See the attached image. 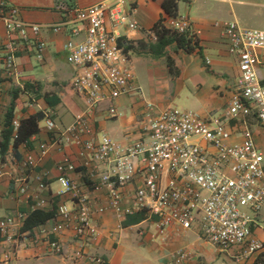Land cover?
<instances>
[{
	"label": "built area",
	"instance_id": "1",
	"mask_svg": "<svg viewBox=\"0 0 264 264\" xmlns=\"http://www.w3.org/2000/svg\"><path fill=\"white\" fill-rule=\"evenodd\" d=\"M126 1L110 0L83 8L70 6L71 0H57L63 19L42 25L25 21L18 7L0 0V22L8 39L2 53L4 75L14 78L18 74L17 40L37 39L43 29L58 33L70 27L71 39L65 45L75 71L70 83L83 95L87 108L62 129L56 128L51 117L45 119V125L60 141L81 146L88 175L94 178L99 174L100 183L109 189L112 210L121 217L145 209L157 217L160 232L170 226L190 229L196 224L202 239L222 252L234 249L236 260L263 252L264 239L255 235L254 227L259 225V213L264 210V152L244 122L254 116L264 130V54H260L264 50V28H245L237 21L222 24L229 51L239 57L240 70L228 119L205 118L171 105L155 111L153 103L146 102L143 138L120 142L106 132L98 134L89 117L104 101L110 102L108 116L116 117L119 111L114 101L118 97L142 93L130 54L125 50L127 39L119 33L122 27L140 29L139 24L129 20ZM164 25L178 33L198 34L190 30L183 17H168ZM83 31L84 38L75 40ZM45 46L44 41L36 40L38 58H42ZM230 120L243 125L233 126ZM14 125H18L17 119ZM101 164L108 166L105 171H99ZM76 167L69 159L57 164L62 190L73 192L76 198L75 210L59 204L53 222L37 226L32 233L19 232L17 227L26 214L2 218L0 234L7 242L15 245L45 237L50 248L60 253L62 246L55 237L72 225L80 251L85 248L95 231L92 214L103 212L104 207H94L89 197L79 191L70 177ZM139 172L142 182L131 205L124 207L119 187L131 182ZM39 180L40 187L45 188L42 177ZM19 191L26 193L27 186L22 185ZM45 203L42 198L38 205ZM174 256L176 264H181L186 252L179 250ZM93 261L105 264L102 258Z\"/></svg>",
	"mask_w": 264,
	"mask_h": 264
},
{
	"label": "crops",
	"instance_id": "2",
	"mask_svg": "<svg viewBox=\"0 0 264 264\" xmlns=\"http://www.w3.org/2000/svg\"><path fill=\"white\" fill-rule=\"evenodd\" d=\"M6 1L18 7L21 17L31 23L51 25L63 19L57 0ZM74 1L76 6L83 8L97 4L91 0ZM141 1L127 0L125 7L129 20L139 24L140 29L136 31L122 27L119 30L122 37L134 44L139 40H154L151 34L154 24L161 17L165 19L171 17L162 9V0H144L146 7H141ZM181 1L192 4L195 0H179L177 17L187 19L190 30L198 33L196 37L201 53L198 51L188 53L172 47L167 52L169 62L166 56L153 58L145 53L132 52L131 63L142 93L118 97L114 101L119 111L116 117L107 114L109 101L101 103L89 117L90 125L98 134L106 132L120 142L143 138L145 103L152 102L155 111H159L170 106L168 98L173 93L178 95L181 91H188L195 97L196 102L203 106L204 111H201L203 115H214L210 119H228L229 102L235 93L240 75L239 57L228 49L222 22L217 26V22L204 18L183 16L180 12ZM260 6L264 8V3ZM84 36L83 31L75 40H82ZM70 39V27H67L58 33L43 29L37 39L31 37L30 40H17L15 43L18 74L14 78H7L0 85V130L4 113L11 101L10 90L14 84L24 80L39 81L42 90L49 93L50 102L42 97L35 98L31 91L21 93L17 99V120L37 111H43L45 118L41 120L44 124L40 122L39 132L31 137L30 145H20L16 155L11 150L6 162L0 163V219L17 218L20 213L27 214L38 208L53 213L47 220V223H51L56 217L59 204L65 203L75 210L74 193L63 191L58 181L57 164L64 159L71 160L77 166L76 170L70 173V177L77 183L79 191L89 197L94 207L102 206L104 211L93 212L91 222L95 231L86 241L82 251L73 226L69 225L55 237L62 246L60 253L50 248L45 237L14 245L0 234V259L5 261L4 264H8V260H12L14 264H94L95 258H102L106 264H176L174 255L177 251L183 250L186 257L181 264L213 263L212 253L216 251L219 254L222 251L214 245L210 250L205 248L204 245L209 242L200 237L196 224L190 229L170 226L164 232H160L157 217L148 211L144 214L135 210L119 217L109 206V189L100 183L99 174L94 178L88 175V166L84 164L85 159L80 155L81 146L60 141L55 132L46 128L47 117L55 121L59 130L73 122L87 108L83 95L76 92L70 83L75 72L65 48ZM36 40H42L46 44L42 58L37 57ZM7 42L4 25L0 22V69L3 76L5 75L1 59ZM260 54H264V50H261ZM33 56L39 61L38 64L33 63ZM139 71L143 75L142 78ZM230 123L237 127L243 125L235 120H230ZM244 124L252 130L264 152V130L258 125L256 118L249 116ZM107 167L101 164L99 171H105ZM40 177L46 185L45 188L39 185ZM141 182L142 174L139 172L131 182L119 187L124 207L131 205ZM22 185L27 186V192L24 194L19 191ZM42 198L46 203L38 205ZM258 219L259 225L254 227V233L260 239H264V210L259 213ZM17 223L19 227L20 222ZM233 252L234 249L225 253L231 259V264L264 262V251L243 260H236Z\"/></svg>",
	"mask_w": 264,
	"mask_h": 264
},
{
	"label": "trees",
	"instance_id": "3",
	"mask_svg": "<svg viewBox=\"0 0 264 264\" xmlns=\"http://www.w3.org/2000/svg\"><path fill=\"white\" fill-rule=\"evenodd\" d=\"M75 1L71 0L70 6L75 5ZM161 7L164 12L171 16L177 17L179 11V0H162ZM165 18L161 17L152 27L151 34L154 36V40H139L137 44H134L131 40H127L125 50L131 54L132 52L138 54H147L153 58H161L166 56L170 62L167 52L174 47L175 50H183L188 53L198 51L201 53V47L197 37L190 34V32L178 33L175 30L167 28L164 25ZM139 50V51H138ZM1 59V63H2ZM8 77L3 76L0 69V85ZM25 91H31L34 93L35 98H45L50 102L49 93L43 91L41 88V82L24 80L19 84H14L11 87V101L6 108L4 118L2 122V128L0 130V163L6 162V158L9 152L12 150L14 155L17 154V150L20 145H30L31 137L38 133L40 130V122L45 118L43 111H37L35 113L23 116L18 119V125H14L16 119V106L19 95ZM145 214V209H139ZM143 215V214H142ZM53 216L50 211L44 209H33L29 211L23 218L19 232L32 233L34 228L46 223ZM106 264V261H104Z\"/></svg>",
	"mask_w": 264,
	"mask_h": 264
},
{
	"label": "rangeland",
	"instance_id": "4",
	"mask_svg": "<svg viewBox=\"0 0 264 264\" xmlns=\"http://www.w3.org/2000/svg\"><path fill=\"white\" fill-rule=\"evenodd\" d=\"M91 1L92 3H99L106 0ZM141 2V7H146V4L143 3L144 0ZM263 3L264 0H231L230 3L195 0L192 4H186V2L181 1L180 12L183 16L190 15V18H204L207 21L217 23H224L236 19V21L242 27L261 28L264 21V8H262L260 5ZM157 9H159V6H157ZM32 61L34 64L39 63V61L34 56L32 57ZM139 76L141 78L143 76L141 71H139ZM168 100L171 106H176L179 109L195 112L205 118H213L214 116L210 114L203 115V106L198 101L196 102L195 97L188 91H181L178 95L173 93V95L170 96ZM41 124H44V121H41ZM204 246L207 250L214 248V246L210 243ZM225 253L226 252H221L218 254L216 251H214L212 253L214 256V262L211 264H231V259H229ZM8 261V264H14L11 262L12 260ZM4 263L5 261L0 260V264Z\"/></svg>",
	"mask_w": 264,
	"mask_h": 264
}]
</instances>
